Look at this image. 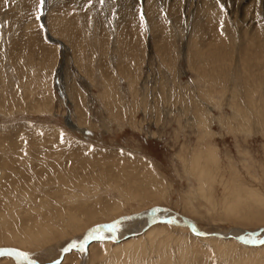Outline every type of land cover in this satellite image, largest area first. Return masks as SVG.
I'll return each instance as SVG.
<instances>
[{
    "label": "rangeland",
    "instance_id": "rangeland-1",
    "mask_svg": "<svg viewBox=\"0 0 264 264\" xmlns=\"http://www.w3.org/2000/svg\"><path fill=\"white\" fill-rule=\"evenodd\" d=\"M38 3L0 0V247L77 264L85 230L149 208L264 229V0ZM110 239L87 264H264L263 235Z\"/></svg>",
    "mask_w": 264,
    "mask_h": 264
},
{
    "label": "bare ground",
    "instance_id": "bare-ground-1",
    "mask_svg": "<svg viewBox=\"0 0 264 264\" xmlns=\"http://www.w3.org/2000/svg\"><path fill=\"white\" fill-rule=\"evenodd\" d=\"M263 1V0H262ZM69 122V121H68ZM71 125V124H70ZM199 166V165H198ZM3 170V169H2ZM1 170V171H2ZM204 172L202 171V173H201V175H202V177H204V178H206V181H207V184H208V178L206 177V174H203ZM200 181V180H199ZM212 185V184H211ZM209 189V188H208ZM192 190H193V188H192ZM211 190H212V188H211ZM191 191V190H190ZM195 191H196V189H195ZM202 191V190H201ZM204 191H206V189L204 190ZM199 192V191H198ZM211 192V191H210ZM207 194V193H206ZM209 194V193H208ZM211 194V193H210ZM193 195V194H192ZM194 196H196L195 194H194ZM199 197V196H198ZM194 198H196V197H194ZM210 201V200H209ZM212 201V200H211ZM200 203V202H199ZM194 204V203H193ZM195 205V204H194ZM154 209H151L150 211H149V215L148 214H142V215H138V216H133L132 217V220H130L131 222L129 223V224H126V223H124V224H121V223H119V221H128L129 220V218H124V219H118L119 221H118V230L116 231V232H114V233H109L106 229H104V228H102V227H100L101 228V230H102V232H103V235L105 236V240L107 239H109V237L111 238L110 240L112 241V242H115V243H119V241H121V240H123L125 237H128V236H134V234H138L140 231H142V230H146L148 227H149V222L150 221H152V220H154V219H164V217H169L170 216V210L168 209H166V208H164V209H158L159 211H156V212H154L153 211ZM173 216V215H172ZM177 216V215H176ZM182 217V216H181ZM172 218V217H171ZM3 219V218H2ZM135 220V221H134ZM175 220V219H174ZM181 222V221H180ZM179 221H177V220H175V221H172V222H169V223H175L176 225L178 224L179 226H185V227H188L186 224H187V222L184 220V222H182V223H180ZM92 223V222H91ZM153 223H159V222H153ZM149 224V225H148ZM152 224V223H151ZM193 227H194V225H193ZM257 229H259L260 230V233L259 234H257V236L258 235H263L264 236V229H262V228H257ZM91 230V229H90ZM105 231H106V233H105ZM194 231L195 232H198V233H200V234H196L197 236H201V237H208V236H211V235H213V236H215V237H219V238H236V237H239V236H241L242 234H243V239H247L248 240V236L249 235H247L246 234V231L245 230H228V231H226V233H224L223 235L222 234H219V233H213V234H211V235H209V234H207V233H204V232H199L197 229H196V227L194 228ZM256 231V230H255ZM108 232V233H107ZM250 233L251 232H254V231H249ZM250 237H253V236H250ZM256 237V236H255ZM242 239V240H243ZM90 242H93V241H90ZM90 242H88V244L90 243ZM88 244L85 246V251H84V254H83V252H81V251H78L77 250V252H80V253H82L83 254V257L81 258V260L77 263V264H87V260L89 259L88 257H89V254H88V257L86 258V250H87V246H88ZM89 246H91V245H89ZM70 251L71 250H68V253H62V255L63 254H69L70 253ZM88 251V250H87ZM0 254H7L6 252H1ZM13 254V253H12ZM11 255V254H10ZM14 255V254H13ZM19 261V260H18ZM22 261V260H21ZM22 262H24V261H22ZM27 262V261H26ZM28 264H29V262H27Z\"/></svg>",
    "mask_w": 264,
    "mask_h": 264
},
{
    "label": "water",
    "instance_id": "water-1",
    "mask_svg": "<svg viewBox=\"0 0 264 264\" xmlns=\"http://www.w3.org/2000/svg\"><path fill=\"white\" fill-rule=\"evenodd\" d=\"M151 210V208H149V209H147L146 211H145V213L146 214H150L149 213V211ZM132 215H130V216H127L126 218H129V217H131ZM119 219V218H118ZM118 219H115V220H113V221H111V222H108V223H103L101 226H102V228H103V226H105V225H111V224H113V223H118ZM183 219V218H182ZM183 220H185L186 222H187V228L191 231V233H193V234H200V233H198V232H195L194 231V227H193V225H192V223L191 222H189V221H187L186 219H183ZM164 221H166V222H172V221H174V218H171V217H164V219H154V220H152V221H150L149 222V224H151V223H153V222H164ZM148 224V225H149ZM101 226H98V225H96V226H92V227H89L85 232H84V235H83V238L85 237V235L89 232V230L90 229H94V228H97V227H101ZM260 233V230L259 229H257L256 231H254V232H249V231H246V234L247 235H249V236H253V237H255V236H257V234H259ZM242 237H243V234L241 235V236H239V237H236L235 239L236 240H238V241H240L241 239H242ZM83 240V239H82ZM88 244V243H87ZM86 244V245H87ZM85 245V246H86ZM68 249H70V247H67ZM78 250H80L79 249V247H76ZM1 252H6L7 254H11L12 255V253L14 254V255H16V256H18V257H20L22 260H25V261H27V262H29L30 264H38L35 260H32V259H30V258H28V259H24V258H22V256H20L19 255V253H22L21 251H19L17 248H15V247H0V253ZM62 252H64V253H66L67 251H65V250H63ZM59 261V259L58 260H56V261H53V262H58ZM45 264H51V263H45Z\"/></svg>",
    "mask_w": 264,
    "mask_h": 264
},
{
    "label": "snow or ice",
    "instance_id": "snow-or-ice-1",
    "mask_svg": "<svg viewBox=\"0 0 264 264\" xmlns=\"http://www.w3.org/2000/svg\"><path fill=\"white\" fill-rule=\"evenodd\" d=\"M217 2L219 3V0H217ZM43 4H44V0H39L38 3V8L41 9V11L38 12L37 14V19L40 18V16L43 15ZM141 20L143 22V17H141ZM154 212L159 211L158 209H154ZM104 229H106L109 233H114L118 230V224L113 223L111 225H105L103 226ZM96 239H100L103 240L105 239V236L103 235V232L101 230L100 227L94 228L89 230V232L85 235V237L83 238L82 241H80L79 243L77 242H73L69 247L70 248H76L79 247L81 252L85 251V245L90 241V240H96ZM65 251H68V248L64 249ZM20 256H22V258L24 259H28V255L26 253H19Z\"/></svg>",
    "mask_w": 264,
    "mask_h": 264
}]
</instances>
